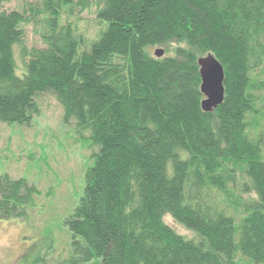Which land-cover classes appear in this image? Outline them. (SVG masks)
<instances>
[{
	"label": "trees",
	"instance_id": "16d2710c",
	"mask_svg": "<svg viewBox=\"0 0 264 264\" xmlns=\"http://www.w3.org/2000/svg\"><path fill=\"white\" fill-rule=\"evenodd\" d=\"M84 12L92 34L78 27ZM28 27L38 46L26 45ZM207 54L224 70L209 113L197 64ZM262 93L264 0H32L0 11V124H29L49 94L98 150L64 221L61 264H264V138L248 123L264 116ZM36 193L0 174V219L25 216Z\"/></svg>",
	"mask_w": 264,
	"mask_h": 264
},
{
	"label": "rangeland",
	"instance_id": "374dc122",
	"mask_svg": "<svg viewBox=\"0 0 264 264\" xmlns=\"http://www.w3.org/2000/svg\"><path fill=\"white\" fill-rule=\"evenodd\" d=\"M29 1L9 0L0 11L20 10ZM94 24L91 12L80 15V30L92 34ZM25 42L39 45L29 27ZM15 56L21 66L16 51ZM37 102L38 114L29 124H0V174L24 178L37 189L25 216L0 219V264H61L70 256L71 233L64 221L78 204L85 172L98 151L87 131L77 133L73 123L62 121V107L53 96L43 94ZM248 123L251 133L261 131L264 138V116L249 115ZM163 221L181 235L195 237L169 215Z\"/></svg>",
	"mask_w": 264,
	"mask_h": 264
},
{
	"label": "water",
	"instance_id": "95a60500",
	"mask_svg": "<svg viewBox=\"0 0 264 264\" xmlns=\"http://www.w3.org/2000/svg\"><path fill=\"white\" fill-rule=\"evenodd\" d=\"M163 55L161 48L154 50V56L159 58ZM200 76V92L203 95L201 109L204 112H212L223 100L224 70L218 60L211 54L198 58Z\"/></svg>",
	"mask_w": 264,
	"mask_h": 264
}]
</instances>
